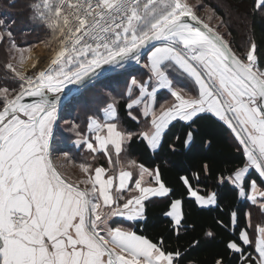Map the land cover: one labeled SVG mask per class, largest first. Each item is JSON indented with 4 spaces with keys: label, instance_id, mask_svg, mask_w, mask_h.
<instances>
[{
    "label": "snow or ice",
    "instance_id": "obj_1",
    "mask_svg": "<svg viewBox=\"0 0 264 264\" xmlns=\"http://www.w3.org/2000/svg\"><path fill=\"white\" fill-rule=\"evenodd\" d=\"M29 8L30 21L50 34L45 47L56 46L44 69L22 71L30 49L15 44L0 18V41L6 35L11 50L20 54L19 68L5 65L18 86H0V264H181L182 252L169 251L163 238L154 243L110 224L116 217L145 220V201L169 195L159 166L149 169L128 160V167L139 170L135 178L124 168L121 153L134 136L155 152L174 121L189 128L185 149L194 142L197 119L210 116L226 125L243 160L217 182L232 186L240 199L264 213V188L248 180L254 170L264 183V67L254 39L238 54L219 31L224 27L230 35L223 18L209 9L220 21L210 27L188 0H33ZM257 12L264 14V0H254L252 13ZM133 64L147 69L148 77L128 74L125 108L132 121L139 124L143 117L148 130L122 129L117 106L123 97L112 96L102 115L88 117L85 132L75 123L69 129L77 149L93 160L102 153L108 167L77 163L69 151L59 152L60 107ZM171 73L193 81L196 91L176 85ZM160 90H167L171 99L157 109ZM204 143L211 145L210 140ZM169 148L176 151L174 143ZM58 152L67 166L79 169L81 179L71 180L59 171L53 162ZM202 171L211 174L208 163ZM195 179L199 181V173ZM180 180L199 207L216 205L215 192L199 195L187 176ZM125 192L135 195L125 197ZM164 215L171 218L177 237L186 231L180 199ZM245 219L247 227L237 235L238 212H231L232 238L222 241L224 250L235 264H264V224L255 226L253 239L247 230L252 227L250 212ZM217 223L229 229L223 221ZM205 235L215 239L212 231ZM199 243L195 239L190 247ZM214 264H225L223 256Z\"/></svg>",
    "mask_w": 264,
    "mask_h": 264
},
{
    "label": "trees",
    "instance_id": "obj_2",
    "mask_svg": "<svg viewBox=\"0 0 264 264\" xmlns=\"http://www.w3.org/2000/svg\"><path fill=\"white\" fill-rule=\"evenodd\" d=\"M205 4L221 16L230 30L229 41L238 54L243 53L251 40H255L258 46L260 65L264 67V14L252 13L254 0H220L224 6H219L211 0H204ZM33 0H0V18L5 20L6 25L13 33V39L17 46L30 48L33 45L48 43L50 34L43 28L35 26L29 19L30 4ZM229 12V13H228ZM233 16L242 18L243 24L230 20ZM251 25V29H250ZM3 29L0 28V31ZM52 44H55L53 42ZM50 44V45H52ZM11 43L5 35L0 41V86L17 87V81L13 73L5 65L12 63ZM135 65L130 66V71L124 74H134L139 78L146 76L145 70L136 69ZM117 77V79H116ZM123 74H115L97 82L94 86L84 90L77 98L73 99L63 108L60 120L56 128V140L68 142V151L74 160L79 163L81 149L76 151L72 142L76 139L74 133L69 131L73 123L80 125L82 132L86 131L89 116H99L106 102L115 96L120 100L118 113L121 128L130 132L139 133V124L132 121L125 108L127 101L126 89L129 79L123 78ZM123 78L122 80H119ZM120 81V82H119ZM119 82V83H117ZM69 124V128L63 129V122ZM188 126L181 121L173 122L163 137L161 146L153 152L146 142L138 136H134L127 149L122 155L123 165L128 157L139 164L154 169L159 166L162 182L170 189L166 197L153 198L145 202L146 219L135 221L131 225L124 220L110 221L113 227L122 226L130 228L138 235H143L154 243H158L161 238L165 247L169 251L180 250L183 254L181 264H214L215 260L223 256L225 264H235V260L229 261V256L224 250L222 241L232 238L230 215L232 211L238 212V223L235 231L238 235L242 228L247 227L245 212L249 207V202L240 199L232 186L228 184L219 185L218 177L221 173L225 175L237 166H242V154L237 149L239 144L233 137L231 131L222 122L214 117L203 116L197 119L192 126L195 138L189 149L183 147ZM176 137H179L177 140ZM210 140L211 145L204 142ZM175 144L176 151L170 150L169 145ZM59 151L62 150L58 149ZM79 156V157H78ZM87 163L95 166H107V161L89 159ZM208 163L211 174L205 175L202 165ZM199 173L200 179H195V174ZM181 176H187L194 190L198 194L206 196L210 192L217 195V203L214 207L201 208L195 203V199L188 195L187 189L180 180ZM256 180L258 185L264 188L258 174L250 171L249 182ZM247 187V184H246ZM175 199L182 201L183 225L186 231L182 230L177 237L172 231L171 218L164 215L170 210L171 202ZM223 221L229 225V229L221 227L217 221ZM194 227H189V226ZM212 231L215 239L206 237L205 233ZM199 239L200 243L196 247H190L193 240Z\"/></svg>",
    "mask_w": 264,
    "mask_h": 264
},
{
    "label": "crops",
    "instance_id": "obj_3",
    "mask_svg": "<svg viewBox=\"0 0 264 264\" xmlns=\"http://www.w3.org/2000/svg\"><path fill=\"white\" fill-rule=\"evenodd\" d=\"M139 67H140V66H139ZM140 68H142V67H140ZM35 69H36V68H35ZM35 69L32 68V69H31V72H35V71H36ZM131 69H132V68H128V71H130ZM142 70H145V73H146V76H145L144 78H139V77H137V76L134 75V74H131V76H135L137 79H140V80L147 79V77H148L147 69L142 68ZM123 75H124L123 78L126 77L127 79H129V81H128V83H129V82H130V77H129V75H128V74H124V73H123ZM123 78H120L119 80H122ZM170 78L173 79V81H174V83H175L176 85H178V86H180V87H182V88H185V89L189 90L190 92H195V91H196V86H195L194 82L191 81L190 79H188L187 77H181L180 75H178V74H176V73H171V74H170ZM116 79H117V77H116ZM119 82H120V81H119ZM119 82H117V83H119ZM125 93H126V91H125ZM170 99H171V97H170V93H168L167 90H160V91L157 93V100H156L155 107H156L157 109H159V106H160L161 103H163V102L166 101V100H170ZM100 115H102V111H101ZM100 115H99V116H100ZM174 122H175V121H174ZM56 128H57V127H56ZM86 130H87V128H86ZM140 130H148V125H146V124L144 123V119H143V117H141V123H139V130H138V131H140ZM232 135H233V134H232ZM233 137H234V135H233ZM234 138H235V137H234ZM72 144H73V142H72ZM73 145H74V144H73ZM74 148H75L76 151H79V150H80V149H77V148L75 147V145H74ZM126 149H127V145H125V150L121 153V160H122V163H123V157H122V155L124 154V152L126 151ZM83 154H86V155L88 156V160L91 158V155H90L89 153H87L86 151H84L83 148H81V155H83ZM60 158H61V156L59 155V153L54 154L53 162L56 164V166L58 167L59 171L61 172L62 168H61V166H60V164H59V162H60ZM114 158H115V157H114ZM98 159H99V160H103V161H107V159L103 157V154H102V153L98 155ZM84 160H85L84 157H83V158L80 157V161H79V162H84ZM128 160H133V159H131V158L128 157ZM128 160H127V161H128ZM127 161H126V164L123 165L124 168H125L126 170H128V171H131V172L133 173V175H134L135 178H138V172H139V170H138V169H135V168H130V167H128ZM98 166H100V165H98ZM95 167H96V166H95ZM106 167H108V164H107ZM62 171H63V170H62ZM253 171H254V170H253ZM61 173H62V172H61ZM66 177H67V176H66ZM148 179H149L148 177H145V180H146V181H147ZM81 187L83 188V185H81ZM124 195H125V197H128V196H130V195H135V193H128V192H125ZM153 198H162V197H150L149 200H150V199H153ZM193 198H194V197H193ZM194 199H195V198H194ZM147 201H148V200H147ZM145 202H146V201H145ZM248 202H249V201H248ZM121 203H122V202H121ZM214 206H215V205H213V206H209V207H214ZM247 212H250V214H251V223H252V227L247 228V230H248L249 235L254 239V238H255L254 228H255V226H256L257 224H264V213H262V212L259 210L258 205H252L250 202H249V207H248ZM116 219H117V220H124V221L128 222L130 225H131L133 222H135V221H128V220H126V219H124V218H122V217H116V218H113V220H116ZM247 223H248V222H247ZM128 229H130V228H128Z\"/></svg>",
    "mask_w": 264,
    "mask_h": 264
},
{
    "label": "rangeland",
    "instance_id": "obj_4",
    "mask_svg": "<svg viewBox=\"0 0 264 264\" xmlns=\"http://www.w3.org/2000/svg\"><path fill=\"white\" fill-rule=\"evenodd\" d=\"M214 1L215 3H217V5H221L224 6L223 3L220 0H211ZM204 0H188V3L191 4L194 7V10H196V14L201 18V20L204 21V23L209 24L210 27L216 28L219 24L220 21L216 18L217 12L214 10V13L212 11H210L209 9L213 10L212 7H209L207 4L204 3ZM229 13V12H228ZM231 22L235 21L236 23L239 24H243L241 19L242 18H238L237 16H233V14H231ZM220 33L222 35H224V38L226 40L229 41V37L226 35V31L224 27H220L219 29ZM45 43H42L40 45H36V47H30V51L25 53V63L24 66L30 61V55L34 52V51H38V52H43L44 54H46V56L48 55L49 57L52 55V49L56 46L55 44L52 45H48V47H45ZM19 53H15L14 51H12V57H15V59L11 58V62L12 64H14L15 66H17L19 68V64H18V60H19ZM134 65V64H133ZM40 66V64H37V67ZM134 67H136V69H141L139 66L135 65ZM22 71H25V68L23 67L22 69H20ZM28 72V71H27ZM63 129H65L66 127L69 128V124H65V122H63ZM56 146L57 149H61V151H68V142L67 141H62V140H56ZM58 152V153H59ZM79 157V156H78ZM83 157L85 158L84 162L87 163L88 161V156L86 154H83ZM62 170V174L67 176L68 178H70L71 180H78L82 178V174L79 172L78 168L75 167H71V166H67L66 162L62 159V157L60 158V162H59ZM84 187V186H83Z\"/></svg>",
    "mask_w": 264,
    "mask_h": 264
},
{
    "label": "bare ground",
    "instance_id": "obj_5",
    "mask_svg": "<svg viewBox=\"0 0 264 264\" xmlns=\"http://www.w3.org/2000/svg\"><path fill=\"white\" fill-rule=\"evenodd\" d=\"M30 57V61L24 66L26 72H31L33 63H37L38 65L40 64V66L35 69L36 71L44 69L47 66L51 56H46V54L43 52L34 51Z\"/></svg>",
    "mask_w": 264,
    "mask_h": 264
},
{
    "label": "water",
    "instance_id": "obj_6",
    "mask_svg": "<svg viewBox=\"0 0 264 264\" xmlns=\"http://www.w3.org/2000/svg\"><path fill=\"white\" fill-rule=\"evenodd\" d=\"M67 91V90H66ZM69 103V102H68ZM68 103H66V104H63L61 107H60V110H59V112H58V121L60 120V114H61V111L63 110V108H65L67 105H68Z\"/></svg>",
    "mask_w": 264,
    "mask_h": 264
}]
</instances>
